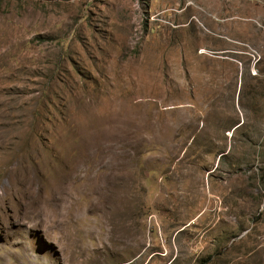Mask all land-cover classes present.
<instances>
[{
    "label": "rangeland",
    "instance_id": "374dc122",
    "mask_svg": "<svg viewBox=\"0 0 264 264\" xmlns=\"http://www.w3.org/2000/svg\"><path fill=\"white\" fill-rule=\"evenodd\" d=\"M263 196L264 0H0V264H264Z\"/></svg>",
    "mask_w": 264,
    "mask_h": 264
},
{
    "label": "bare ground",
    "instance_id": "6f19581e",
    "mask_svg": "<svg viewBox=\"0 0 264 264\" xmlns=\"http://www.w3.org/2000/svg\"><path fill=\"white\" fill-rule=\"evenodd\" d=\"M95 149V148H94ZM93 151V150H91ZM90 156V155H89ZM94 157V156H92ZM88 158H91V157H88ZM95 159V158H94ZM82 164V163H81ZM120 166H123V164H121ZM23 178V177H21ZM93 187V186H92ZM36 191V190H35ZM35 191H33L31 194L32 196H35V194H37ZM1 199V198H0ZM114 206V205H113ZM22 209V208H21ZM23 214L25 216H30L31 217V221H33L34 223L32 224V226H36V225H39V224H44L46 221L44 220V215H46V212L43 210V208H33V209H30L28 207L25 208ZM45 221V222H44ZM30 249L31 246H27L25 247L24 245V249H23V252L24 254L22 253V258L24 259H29L30 257H32L33 255L29 252L31 251ZM9 264V263H8Z\"/></svg>",
    "mask_w": 264,
    "mask_h": 264
},
{
    "label": "built area",
    "instance_id": "2783aa9c",
    "mask_svg": "<svg viewBox=\"0 0 264 264\" xmlns=\"http://www.w3.org/2000/svg\"><path fill=\"white\" fill-rule=\"evenodd\" d=\"M260 210H264V196H263L262 202L260 204Z\"/></svg>",
    "mask_w": 264,
    "mask_h": 264
}]
</instances>
